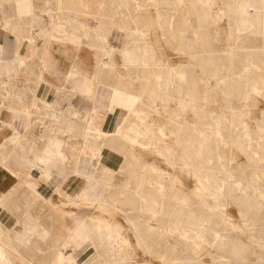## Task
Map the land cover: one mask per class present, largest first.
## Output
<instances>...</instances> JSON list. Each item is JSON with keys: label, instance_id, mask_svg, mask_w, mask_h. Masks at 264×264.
<instances>
[{"label": "rangeland", "instance_id": "1", "mask_svg": "<svg viewBox=\"0 0 264 264\" xmlns=\"http://www.w3.org/2000/svg\"><path fill=\"white\" fill-rule=\"evenodd\" d=\"M89 1L95 6L102 3L104 8L118 11V8H115L118 2L115 0ZM172 1L177 2L161 0L157 6L152 0H128V7L136 19V25L146 30V34L136 40L138 46L142 52L145 46L152 49L155 58L156 66L154 69H145V76L151 82L154 73H159L162 77L166 75L165 66L169 65L174 71L184 69L186 83L183 93L186 98L190 95V101L181 103L174 98L166 99L162 93V98L158 99H166L163 108L155 102H148L144 106L147 114L144 120L140 121V127L143 129L145 123H150L157 129L159 126L163 127L164 131L160 133L155 129L154 134L140 136L138 142L132 144L120 139L115 147L121 150L126 167L113 172L102 203L72 204L68 201V212L72 209L79 214L83 213L86 220L98 216L109 224L106 230H94L92 233L99 252V257L95 258L106 264H264V50L259 49L263 36L253 30L241 31L235 28L231 7L226 5L232 0H212L209 6L204 7H194L195 0H183L176 4ZM32 2L35 5V13L34 21L29 27L34 26L39 33L40 29H48L55 18L56 2ZM24 3L26 6V0ZM195 10H201L208 15L204 20L205 24L201 23L202 29L197 27ZM151 17L153 19H150ZM79 19L89 26L91 31L95 29L96 24L91 17ZM175 19H183L186 25L185 38L179 41L178 37L168 32L175 24ZM78 30L82 31L79 28ZM201 30L206 35L204 43L198 41ZM128 38L131 41L132 36L129 35ZM188 39L195 45L187 44ZM94 40V45H97L95 37L92 38V41ZM245 47L252 48L250 50H254L256 54L247 59L249 50ZM209 51H213L214 56L205 54ZM84 52V63L89 66L92 77L96 78L97 73L93 69L94 51L85 48ZM213 60L218 63L217 77L210 76L209 69ZM247 60L254 65L244 71L243 66ZM104 61L113 63V69L100 78L104 84L110 85L115 81L114 74H124L126 70L121 65L119 54L112 53ZM134 77L133 75L131 79L132 86L135 90H140L141 83L144 82L134 80ZM223 79H226V82L223 83ZM256 81L259 84L258 90L249 88L250 84ZM72 94V156L66 157L62 154L54 165L57 164L58 168H64L66 164L73 165V172L75 169L91 170L95 167L96 173L100 174L102 166L97 164L95 159L90 162L85 139L83 145L78 141V138L83 137L82 127L97 104L85 95L74 91ZM193 109L200 113L195 115ZM239 112L241 115L235 116ZM195 117L201 123H195ZM65 118V110L59 109L57 119L53 122H64ZM167 119L175 122H183L186 119L189 129H199V139L209 143L208 150L200 157V161L203 164L205 159L210 158V162L204 165L217 172L218 178L211 181L213 192L220 189L217 184L224 181V173L227 171L243 184L252 186L247 189V194L234 187L231 181L223 182L225 186L220 189L219 194H205L194 171L182 165L180 147L175 143V135L169 131ZM208 126L211 131L207 130ZM50 128L51 132L59 135L66 131L65 124L61 123L53 124ZM230 136L238 137L243 144L249 143V147L241 151L229 141ZM254 152H257L258 156H254ZM46 175L43 174L45 178ZM158 182H161L163 187L161 191L157 190ZM125 184L128 186L126 189ZM138 185L146 191L155 192L161 200L163 209L153 219H149L146 214H140L133 204L124 200L134 194ZM55 192L59 200L65 199L59 185H56ZM33 194L29 202L33 206L30 222L36 225V234L34 239L31 238L32 243H26L25 240L24 243L48 245L51 244V236H48L47 229H51L55 221L47 214L44 221L48 226H43L45 223L41 221V214H60V209L54 207L51 202L49 205L33 204L36 201ZM110 194L115 195L116 201L109 199ZM177 204L180 212L168 216L166 212ZM63 206L65 208L66 205ZM195 217L205 219L209 227L220 236L215 239L213 234L205 232L204 239L193 238L191 231L185 232L182 228L172 227L166 229L165 224L168 222L171 225L190 222ZM146 224L151 227L146 228ZM112 238L117 245L110 249L108 242ZM93 250L85 253V260L94 254ZM47 255L50 254L45 256Z\"/></svg>", "mask_w": 264, "mask_h": 264}, {"label": "crops", "instance_id": "2", "mask_svg": "<svg viewBox=\"0 0 264 264\" xmlns=\"http://www.w3.org/2000/svg\"><path fill=\"white\" fill-rule=\"evenodd\" d=\"M24 2L0 0V264H106L95 258L99 257L98 251L93 250L88 241L77 240L75 244L74 219L86 218L83 213L72 209L68 212V201L73 204V198L86 191L95 200L101 190L106 188L105 182L89 180V176L99 174L94 165L91 170L75 169L74 173L73 165L66 164L64 168H58L54 163L62 154L72 156L73 91L97 104L81 131L84 137L89 134V127H98V131L93 134H99L100 137L93 139L105 142L101 152L92 156L90 149L85 148L88 149L90 162L95 159L102 169L119 170L125 162L121 150L115 147L120 139L132 144L138 142L140 136L154 134L157 128L150 123H145L143 129L140 127V121L147 114L144 106L148 102H155L163 108L166 99L148 96V90L154 87V79L150 82L138 65L139 62H145L148 69H154V54L147 46L142 52L137 43L132 46L134 44L131 42L129 49L136 51L140 48L141 53L124 52L127 34L116 28L111 29L100 42L95 29L91 31L79 19L91 16L72 10L67 0H62L60 5L55 0L56 14L52 25L48 29H41L39 34L34 26L29 27L34 21L35 5L32 0H26V6ZM73 18L78 24L73 22ZM94 37L99 44L94 45ZM85 48L94 51L93 69L97 73L96 78L92 77L89 66L84 63L82 54ZM112 53L119 54L121 65L126 71L124 74H114V83L108 85L100 78L113 69L112 62L104 61ZM183 73L185 75L184 69ZM154 74V77L160 76ZM133 75L134 80L144 82L140 90L132 86ZM143 76L147 81L142 79ZM184 87L185 83H179L177 87V101L181 103L185 102ZM143 88L146 93H143ZM168 88L162 87L163 98H166ZM125 92L142 94L143 99L132 104L128 102L130 100ZM59 109L65 110V121L53 122L57 119ZM195 119V123H201L198 118ZM167 122L169 131L175 134L176 127L184 126L186 119L183 122L167 119ZM59 123L65 124L66 129L60 135L50 131L51 125ZM157 130L162 133L164 128L159 126ZM177 133L181 134L180 127ZM83 137L78 138L82 145L84 139L90 140L89 136ZM108 141H113L112 147L106 144ZM47 157L49 161L40 160ZM43 174H47V178ZM56 185L60 186L65 199H58ZM156 187L158 189V185ZM32 194L36 199L33 204L49 205L51 202L60 209V214H41V221L45 223L43 226L47 224L44 221L47 214L55 221L51 229H47L51 244L24 243L27 237L26 221L32 220L33 215V206L29 203ZM90 249L94 254L85 260L84 255Z\"/></svg>", "mask_w": 264, "mask_h": 264}, {"label": "bare ground", "instance_id": "3", "mask_svg": "<svg viewBox=\"0 0 264 264\" xmlns=\"http://www.w3.org/2000/svg\"><path fill=\"white\" fill-rule=\"evenodd\" d=\"M115 1L118 2L117 5H115L116 6L115 8H118L117 12L112 11L110 7H109L110 9H108V7H107V9L104 8L102 3H99L98 5L95 6L94 3L93 2L91 3V1H89V0H67V3L72 10L81 12V14H83V15L91 16L96 21L95 32L99 35L98 40L100 42L102 40H104L105 35L108 34V32L111 29L116 28V29L122 31L123 33L126 32L127 38L129 35L132 36L131 41H129V38H128L123 51L139 54V53H141V51L139 49H136V51L134 49H129V46L131 45L130 42L134 44L132 46H135V44L137 43L136 40H138V38L145 35L146 30H145V28L143 29V28L138 27L136 25V21H135L136 19L132 16L131 10L128 7V0H115ZM152 1L154 3H156L157 6L159 5V3H161V0H152ZM181 1H183V0H177V2L172 1V3L176 4V3H180ZM61 3H62V0H58V5H60ZM211 3H212V0H195V1H193V6L194 7H196V6L204 7V6H209ZM109 4H110V2H109ZM226 5L231 7L232 19H233L235 28H237L241 31H243L245 29L253 30V31H256L257 33H259L263 36V42H262L259 49L264 50V0H232L230 3H227ZM82 10H85V11H82ZM158 15H159V13H158ZM206 17H208V15L205 12H203L201 10H198V11L195 10V19L198 22V26H197L198 28L202 29L201 23L204 22ZM150 19H153V18L151 17ZM172 19H173V17H172ZM73 22L75 24H78L77 20L75 18H73ZM173 22L175 24H173L169 28L168 32L171 33L172 36L178 37V41L181 40L182 38L184 39L185 33H186L185 22L183 21V19L182 20H179V19L176 20L175 19V21L173 20ZM203 24H205V22ZM204 34H205L204 31L201 30V34H200V37L198 40L199 43L205 42L206 35H204ZM186 42L189 45H192V46L195 45V43H191L190 39H188ZM97 44H99V43L97 42ZM247 49L249 50V52H248L249 57L247 59L251 58V56H254L256 54V52L254 50H250L252 48H246V50ZM205 54H208L209 56H211V55H213V51L206 52ZM211 64H212V67L209 69L210 76L211 77H217V75H218L217 64L218 63L215 60H213V61H211ZM138 65L141 66L143 72H145V69L147 68L145 62H143V63L139 62ZM252 65H254V63L247 60L243 66L244 71H248L252 67ZM155 66L156 65H154V67ZM165 67L167 68L166 75L163 77L161 75L154 77V87L152 89L148 90V93H149L148 96L153 97L154 99L162 98L163 92H162L161 88L162 87L166 88L167 86H169V88L166 89L168 91L166 93V99L167 98H174L177 100V98H178V88H177L178 84L179 83L180 84L186 83V75H184L183 69L178 70V71H174L173 69H171V67H169V65H168V67L167 66H165ZM157 74H159V73H157ZM245 76H246V74H245ZM142 79L147 81V78L145 76H143ZM222 81L224 83V82H226V79H223ZM245 82H247V80ZM256 82L251 83L249 88H251L252 90H258L259 84H258V82L257 83ZM143 93H146L145 88H143ZM126 94H128L127 97L130 98V101H128V102H131L132 104L135 101H140L143 99L142 94H139V93L138 94L126 93ZM94 96H95V94H94ZM189 97H190V95H188L187 98L185 96L184 100L190 101ZM126 104H129V103H126ZM193 113L195 115H198L200 112L198 110L193 109ZM236 115L239 117L241 115V112L236 113L235 116ZM179 127H180L181 134L177 133ZM179 127H176L174 135H175V143L180 147V151H181V155H182V156L180 155V157L182 159V165L184 167L194 171L197 182L203 186L202 191H204L205 194H208L209 196H215L216 193L219 194L220 189L225 186V184L223 182L228 183V181H231L232 183H234V187L241 190L244 194H247V192H248L247 189L251 185L243 184L242 181L235 179L234 176L232 174L228 173L227 171L224 173L225 178H224V181H222V183H218L216 181V183H218L217 186H220L219 187L220 189L216 190V192H213L211 189V187L213 188V186L211 185V181L212 180L214 181L215 178H218L217 174H216L217 172L215 173V169H212L211 167H206L204 165V163L208 164L210 162V158L205 159L203 164L200 161V157L203 154H206L208 147H209V143L204 142L201 139H199L198 135H199V132H201L199 129L194 128V127L189 129L187 124H185L184 126L179 125ZM182 127H183V129H182ZM207 130L211 131V127L208 126ZM95 131H98V127L96 125L89 127V134H86V135L90 137V140H85V147L90 149V153L92 156L99 155V153L101 152V148L103 147V145L105 143V142H101V141H98L96 139H93V138L100 137L99 134H93V133H95ZM87 136H84V137H87ZM229 141H231L241 151H244L246 148L249 147V143L243 144L238 139V137L230 136ZM106 144L109 147H112L113 141H108ZM262 148H264V146ZM262 153L264 154V152H262ZM253 155L258 156V153L254 152ZM43 157H45V156H43ZM40 160L44 161V162L49 161V157H47L45 159L41 158ZM124 167H126L125 162L119 167V170L124 168ZM116 171H117L116 169H102V172L100 174H98L97 176H89L88 178L90 181L101 180V181L105 182L106 188H107L108 182H109L113 172H116ZM74 173H76V171ZM137 177H138V175H137ZM143 178H145V177H143ZM140 179L139 180L142 182V178H140ZM96 182H98V181H96ZM157 185H158L157 190L161 191L162 190L161 182H158ZM84 188H86V187H84ZM106 188L101 190L100 195L95 200L88 194L89 191H86L82 194H77L73 198V204L74 203H76V204L82 203L83 201L93 202V203L94 202L95 203H102V199L104 198V192L106 191ZM126 188H128V186L125 184L124 189H126ZM114 196L115 195L110 194L109 199L112 201H116V199H114ZM132 196L131 195L127 196V197H125L124 200L125 201L127 200V202H129L130 204H133L140 214L148 215L149 219L155 218L161 212V209H163V207L161 208L162 203H161V200H160L158 194H156L155 192L146 191V190L142 189L140 185H138L137 188L134 189V194ZM181 198H182V196L180 197L179 201L181 200ZM120 209H122V208H120ZM210 210H211V208H210ZM177 212H180L178 204L174 205L173 207L171 206V209L169 211H167L166 214L168 216H171V215L176 214ZM180 223H176V224L174 223L173 225H171V223L168 222L165 224V225H167L166 229H170L171 227L172 228H182L185 232L191 231L193 233V238L198 237V238L204 239V233L205 232H207V234L209 232V235L213 234L215 236V239L218 236H220L217 234V232L215 230H213L209 227L207 221L205 219H203L202 217H195L190 222L181 223L182 225H180ZM35 226H34L33 222L31 223L30 220H27V223H26L27 237L25 239L26 243L31 242V240H32L31 238H33V236L36 234ZM107 226H109V224L103 222V218L98 217V216L90 217L87 220L81 219V218H79V219L75 218L74 219V242H75V244L78 243L77 240L83 241V242L88 241L91 244V246L95 247V249L98 251V248L96 247L97 242L95 241L94 237L92 236V233L94 230H96V231L97 230L99 231L102 229L106 230ZM146 226H147L146 228L151 227V225H147V224H146ZM136 229H138V228L136 227ZM108 244L110 246V249L115 247V245H117L114 243L113 238L109 240ZM98 255H99V252H98ZM29 259H30V257H29ZM60 259H62V258H60Z\"/></svg>", "mask_w": 264, "mask_h": 264}]
</instances>
